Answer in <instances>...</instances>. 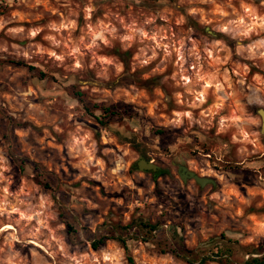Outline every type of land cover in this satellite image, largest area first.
I'll return each mask as SVG.
<instances>
[{
    "label": "clouds",
    "instance_id": "obj_1",
    "mask_svg": "<svg viewBox=\"0 0 264 264\" xmlns=\"http://www.w3.org/2000/svg\"><path fill=\"white\" fill-rule=\"evenodd\" d=\"M188 250L264 264V0H0V264Z\"/></svg>",
    "mask_w": 264,
    "mask_h": 264
},
{
    "label": "rangeland",
    "instance_id": "obj_2",
    "mask_svg": "<svg viewBox=\"0 0 264 264\" xmlns=\"http://www.w3.org/2000/svg\"><path fill=\"white\" fill-rule=\"evenodd\" d=\"M117 54H120L118 51H117ZM122 58H130V53L129 54H123L122 55ZM13 63H15L14 61H13ZM148 84H151L152 82L151 81H149V82H147ZM106 109H110V110H112L111 108H106ZM104 111H105V109H104ZM113 111V110H112ZM114 112V111H113ZM105 113H106V111H105ZM115 113V112H114ZM107 115V114H106ZM114 115H116V114H114ZM107 116H112V115H107ZM104 123V121H101V123ZM158 134H160V135H164L165 133H164V131L163 130H161ZM142 146L141 145H137V148H141ZM161 170L162 171H166V173L165 174H161L160 172H161ZM168 173H167V170L164 168V167H161V169H160V171L159 172H156V173H151V175H152V177L155 179V178H157V177H162V176H165V175H167ZM165 183H166V181H165ZM101 192H102V194H103V190H101ZM157 192H160V186H159V184H157ZM201 193H203V189H201ZM162 194V193H161ZM113 195H122L121 193H114ZM183 202V197H181L180 198V203H182ZM117 215H118V213H117ZM205 215L207 216V213H205ZM142 221H145L144 219H141ZM140 220V221H141ZM147 222H149L151 225H156L157 226V224L156 223H154L151 219H148L147 220ZM118 230H121V231H123V229H119L118 228ZM183 242L181 241V244H182ZM232 251V250H231ZM194 256V255H193ZM194 264V263H193Z\"/></svg>",
    "mask_w": 264,
    "mask_h": 264
},
{
    "label": "trees",
    "instance_id": "obj_3",
    "mask_svg": "<svg viewBox=\"0 0 264 264\" xmlns=\"http://www.w3.org/2000/svg\"><path fill=\"white\" fill-rule=\"evenodd\" d=\"M106 111V114L107 115H114L116 113H114L112 110L110 109H105ZM103 123V122H102ZM47 186V185H46ZM138 223L144 228V229H151V230H154L157 226L156 225H151L149 222L147 221H138ZM125 230V229H123ZM93 247H96V245H93ZM228 252V255H231L232 254V251L231 249H228L227 250ZM188 256L192 257V259H189V264H193L194 263V260H195V257L193 256V253L191 250H188ZM257 264H259V262H257Z\"/></svg>",
    "mask_w": 264,
    "mask_h": 264
},
{
    "label": "flooded vegetation",
    "instance_id": "obj_4",
    "mask_svg": "<svg viewBox=\"0 0 264 264\" xmlns=\"http://www.w3.org/2000/svg\"><path fill=\"white\" fill-rule=\"evenodd\" d=\"M160 173H161V174H165V173H166V171H162V170H161V172H160Z\"/></svg>",
    "mask_w": 264,
    "mask_h": 264
},
{
    "label": "water",
    "instance_id": "obj_5",
    "mask_svg": "<svg viewBox=\"0 0 264 264\" xmlns=\"http://www.w3.org/2000/svg\"><path fill=\"white\" fill-rule=\"evenodd\" d=\"M153 173H156V172H153Z\"/></svg>",
    "mask_w": 264,
    "mask_h": 264
}]
</instances>
